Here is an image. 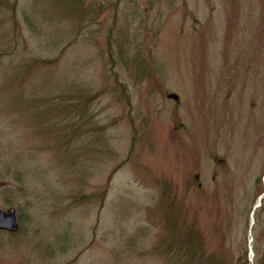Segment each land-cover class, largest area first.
Returning a JSON list of instances; mask_svg holds the SVG:
<instances>
[{
    "label": "rangeland",
    "instance_id": "obj_1",
    "mask_svg": "<svg viewBox=\"0 0 264 264\" xmlns=\"http://www.w3.org/2000/svg\"><path fill=\"white\" fill-rule=\"evenodd\" d=\"M66 6L0 0V209L18 223L0 264H165L159 181L206 250L244 234L251 262L264 0Z\"/></svg>",
    "mask_w": 264,
    "mask_h": 264
},
{
    "label": "trees",
    "instance_id": "obj_2",
    "mask_svg": "<svg viewBox=\"0 0 264 264\" xmlns=\"http://www.w3.org/2000/svg\"><path fill=\"white\" fill-rule=\"evenodd\" d=\"M59 2L63 3L65 6L66 4L70 6L72 0H59ZM119 86L122 87V89L121 87L119 88V92L125 94L124 87L122 85ZM14 99L16 104L17 102L21 105L28 104V101H24L21 96H15ZM127 101L128 99H126V102ZM27 107L28 106H26L28 113L29 110ZM30 118L33 119V115L28 116L26 119ZM46 120L47 118H45V116L40 117L38 115L37 123L39 122L40 125ZM43 129L40 128L39 132L48 137L50 136V130L56 131L50 124ZM131 131L129 150H131L130 147L133 146L135 140V129L132 127ZM17 179L19 178L17 177ZM256 182L257 185H259L257 193V195H259L264 191L263 188L260 187V179ZM158 185L162 191L158 196L155 208L163 218V227L161 235L153 248V252L160 257L165 264H264V193L260 198L258 209L254 212V221L251 226L253 255L251 262H249L244 234L237 239L235 248L231 247L232 243L229 241L222 249L221 254L213 250H206L202 233L198 232L193 224L183 222V220L179 219L177 217L178 215L175 214L174 209L176 208V201L174 196H171L168 185L161 181H159ZM102 193L103 192H100V197H102ZM7 203H10V200H8ZM18 211V221L22 223L24 218L22 217L21 209H18ZM248 212L249 210H247V213Z\"/></svg>",
    "mask_w": 264,
    "mask_h": 264
},
{
    "label": "water",
    "instance_id": "obj_3",
    "mask_svg": "<svg viewBox=\"0 0 264 264\" xmlns=\"http://www.w3.org/2000/svg\"><path fill=\"white\" fill-rule=\"evenodd\" d=\"M0 229H7L9 231H15L17 229L13 208L9 207L6 210L0 209Z\"/></svg>",
    "mask_w": 264,
    "mask_h": 264
},
{
    "label": "flooded vegetation",
    "instance_id": "obj_4",
    "mask_svg": "<svg viewBox=\"0 0 264 264\" xmlns=\"http://www.w3.org/2000/svg\"><path fill=\"white\" fill-rule=\"evenodd\" d=\"M2 232H5L6 234H11L10 232L6 231V230H1ZM13 233H16V232H13ZM12 233V234H13Z\"/></svg>",
    "mask_w": 264,
    "mask_h": 264
},
{
    "label": "bare ground",
    "instance_id": "obj_5",
    "mask_svg": "<svg viewBox=\"0 0 264 264\" xmlns=\"http://www.w3.org/2000/svg\"><path fill=\"white\" fill-rule=\"evenodd\" d=\"M11 234L13 233V232H10Z\"/></svg>",
    "mask_w": 264,
    "mask_h": 264
}]
</instances>
